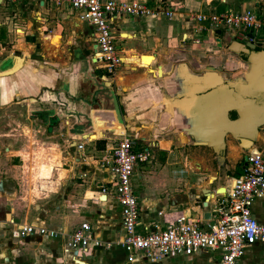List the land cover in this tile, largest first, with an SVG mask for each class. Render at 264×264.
Segmentation results:
<instances>
[{"label": "crops", "instance_id": "0c3cea01", "mask_svg": "<svg viewBox=\"0 0 264 264\" xmlns=\"http://www.w3.org/2000/svg\"><path fill=\"white\" fill-rule=\"evenodd\" d=\"M146 1L151 7L161 1L171 12L169 19L163 16L168 23L159 24V15L118 19L113 35L122 44L124 64L107 74L90 63L86 26L65 4L0 0V243L10 225L21 224L68 235L86 222L102 241L120 237L118 207L110 194L100 193L108 173L97 165L115 144L107 128L118 124L116 115L133 150L149 153L129 181L139 230L163 227L180 215L202 227L214 224L218 193L242 173L243 157L255 151L264 158V32L240 38L194 18L220 15L237 0ZM248 1L264 8V0L241 5ZM245 43L254 47L242 53ZM250 214L264 225V197L252 202ZM20 241L33 251L46 247L42 254L54 263L69 264L57 258L63 241L37 235ZM7 254L0 245V258ZM80 257L81 264H126L116 246L91 248ZM186 258L190 264L216 263L211 252L179 260ZM170 259L178 260H162ZM235 264H264V244L246 247Z\"/></svg>", "mask_w": 264, "mask_h": 264}, {"label": "built area", "instance_id": "2783aa9c", "mask_svg": "<svg viewBox=\"0 0 264 264\" xmlns=\"http://www.w3.org/2000/svg\"><path fill=\"white\" fill-rule=\"evenodd\" d=\"M53 7L65 4L87 29L91 43L93 64L107 74L120 67L123 51L115 46L114 25L123 17L142 18L163 15L171 17L162 8L161 1L153 7L146 0H41ZM197 22L207 20L214 29L224 27L243 37L245 32H264V19L250 10L224 12L220 15H195ZM248 42L250 37H244ZM115 144L109 157L97 165L107 170L108 180L100 193L110 194L119 210L121 235L116 241H102L94 236L91 226L82 222L70 234L62 229L42 226L16 225L19 238L37 235L42 238L63 241L61 255L69 264H81V253L89 249L110 250L116 246L124 253V262H156L171 257H189L199 252L216 253L215 264H235L244 249L255 243L264 244V225L257 223L250 214L252 202L264 197V159L259 152L245 155L242 173L230 179L229 187L222 193L219 205L214 209L216 220L206 227L184 215L167 221L163 227L151 225L138 229L137 202L130 188V176L136 163L149 158L147 149L133 150L132 141L124 134H114ZM77 150L82 145L76 146ZM138 229V230H137Z\"/></svg>", "mask_w": 264, "mask_h": 264}, {"label": "rangeland", "instance_id": "374dc122", "mask_svg": "<svg viewBox=\"0 0 264 264\" xmlns=\"http://www.w3.org/2000/svg\"><path fill=\"white\" fill-rule=\"evenodd\" d=\"M243 1L244 0L235 1L234 4L229 8L228 12L243 11L244 9L247 8V9H250V11L257 17H261L262 15H264V8H262V6L254 5L253 7H251L250 5H251L252 1L251 2L248 1V5H246V4L241 5L242 4L241 2H243ZM149 7H151L150 4H149ZM67 10L71 14L72 10L68 9V8H67ZM156 19H157L159 24L164 25V24L168 23L167 20L163 17V15H159ZM75 27L76 26L72 27L73 30L75 29ZM80 27L84 28L85 25L81 24ZM166 29H167V27H166ZM223 30H224V27H220L221 33L224 32ZM169 32H171V28H170ZM19 34L20 33H18V35ZM62 38L64 40L66 38V35H64ZM52 43H54V42H52ZM50 44H51V42H50ZM114 44H115L117 49H121L122 44L120 42H115ZM61 45H62V42H61ZM117 71L118 70H116V72ZM106 80L109 81L108 78H106ZM150 151L151 150H149V152ZM262 159H264V158L262 157ZM144 164H146V163H144ZM138 165H139V163L135 164V166H138ZM41 173H43V176L49 175V173L44 174L43 171ZM183 175L186 176L185 173H183ZM14 186H15V189H18V186L16 184H14ZM19 187L21 188L20 185H19ZM1 203H2V201L0 200V207L3 205ZM8 208H10V206H8ZM5 239H6V241L1 242L0 245L3 246V248L7 249L8 254H7V256L4 255L3 259L0 258V264H58V263L62 264L60 260L57 259L58 262L54 263L53 258L46 257L44 254H42L43 250H47L46 247H42V248L37 249L36 251H33L32 248H36L35 246L27 245V244H25V242H21L20 238L16 234L15 227L12 225H10V227L6 231ZM19 252H21L23 254L21 255ZM55 255H56V253H55ZM60 255H61L60 249H57V258L59 256V259H60ZM19 257L21 259H23L22 262H21V260H18ZM176 258H178V260H176L175 262L172 261L173 259L172 260L170 259V260H162V261L160 260V261H156V262H147L144 264H190V262L192 261V260H189L188 258H186V260H182V261L179 260V259H182L183 257H176ZM202 258L207 259L208 257H207V255H204ZM95 259L96 258H94V260ZM98 263L99 262H97L95 260L92 264H98Z\"/></svg>", "mask_w": 264, "mask_h": 264}, {"label": "water", "instance_id": "95a60500", "mask_svg": "<svg viewBox=\"0 0 264 264\" xmlns=\"http://www.w3.org/2000/svg\"><path fill=\"white\" fill-rule=\"evenodd\" d=\"M218 33H219V32H218L217 30L213 33L216 42H218V38H217ZM217 45H218V44H217ZM253 47H254L253 44L245 43V45H244V47H243V49H242V53H246L248 49H252ZM90 63L92 64V63H93V60H92ZM102 84H103L105 87H107L109 90H111V87H110V83H109V82L104 81ZM115 94L118 95V92H115ZM111 111L115 113V110H114V109H111ZM115 114H116V113H115ZM116 120H117V123H118V124H121V125L123 126V124H122L120 118H118L117 115H116ZM123 130H125V128H123ZM243 161H245V156L243 157ZM221 190H222V189H220V191H221ZM203 192H204L205 194H208L206 190H204ZM205 207H206V203H203V204H202V208H205ZM208 218H209V214H208L207 212L204 213V214H203V219L205 220V219H208Z\"/></svg>", "mask_w": 264, "mask_h": 264}, {"label": "bare ground", "instance_id": "6f19581e", "mask_svg": "<svg viewBox=\"0 0 264 264\" xmlns=\"http://www.w3.org/2000/svg\"><path fill=\"white\" fill-rule=\"evenodd\" d=\"M122 37H125L127 38V35H124ZM127 55H130V54H126ZM123 60V59H122ZM123 63V62H122ZM124 64V63H123ZM138 68H141V67H138ZM91 123L94 124L95 126L101 128L102 130H106L104 126V123L103 121L98 118V117H91ZM105 127V128H104ZM107 130L111 131L113 134H121L122 133V128L120 127V125L118 124H115V123H112V126L108 127ZM92 136V135H91ZM90 136V137H91ZM223 191H220V193H222Z\"/></svg>", "mask_w": 264, "mask_h": 264}, {"label": "trees", "instance_id": "16d2710c", "mask_svg": "<svg viewBox=\"0 0 264 264\" xmlns=\"http://www.w3.org/2000/svg\"><path fill=\"white\" fill-rule=\"evenodd\" d=\"M243 164H244V162H243ZM238 176V175H237Z\"/></svg>", "mask_w": 264, "mask_h": 264}]
</instances>
